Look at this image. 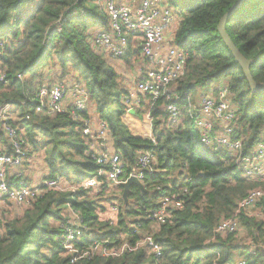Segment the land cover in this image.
<instances>
[{
	"label": "trees",
	"instance_id": "obj_1",
	"mask_svg": "<svg viewBox=\"0 0 264 264\" xmlns=\"http://www.w3.org/2000/svg\"><path fill=\"white\" fill-rule=\"evenodd\" d=\"M96 1L0 0V72L4 79L0 82V106L13 108L10 123L18 128L30 151L27 158L44 153L45 179L61 176L69 185H79L99 168L89 156L91 139L84 136L83 123L69 113L47 117L33 111L37 89L44 80L81 79L97 122L107 125L111 150L125 164L122 177L133 171L138 157L146 152L154 156V171L144 175L145 192L136 185L129 187L126 203L122 185L112 188L117 194L112 199L107 197L106 183L98 194L82 188L76 193L44 191L27 207L23 205L26 208L20 217L0 222V264L151 263L143 251L72 263L62 247L68 211L81 215L85 235L93 232L98 240L112 243L126 235L134 242L139 238L133 233L136 224L141 222L142 232L150 230L145 210H156L161 196L186 188L184 209L174 212L154 235L162 248L158 264H237L240 260L264 264V252L250 253L232 236L213 232L221 220L234 214L238 202L251 190L264 189V181L243 178L227 151L208 154L201 149L199 131L190 127L188 114V108L197 105L200 91L214 94L222 82L235 109L232 137L241 140L242 155H251L264 140V91L250 89L243 69L218 31L222 18L239 3L225 22L224 33L249 62L253 81L264 84V0H161L179 20L173 45L186 50L188 57L184 74L174 85L180 96L173 102L180 109L177 125L167 122L164 108L168 101L146 97L147 101L140 102L139 108L145 106L152 119L154 142L131 133L123 122L122 100L128 89L121 85L110 64L113 61L103 58L92 42L93 32L106 27V16L97 10ZM135 56L140 57L138 48L130 49L121 59L129 62ZM216 84L219 86L213 87ZM87 114L82 115L84 119L89 118ZM2 149L11 152L0 122V152ZM16 182L10 180L8 185L18 187ZM29 184L25 180L24 185ZM105 199L118 202L116 226L99 218ZM256 207L262 218L242 213L239 221L248 238L259 242L264 241V198ZM91 242L86 239L75 244L87 247Z\"/></svg>",
	"mask_w": 264,
	"mask_h": 264
},
{
	"label": "built area",
	"instance_id": "obj_2",
	"mask_svg": "<svg viewBox=\"0 0 264 264\" xmlns=\"http://www.w3.org/2000/svg\"><path fill=\"white\" fill-rule=\"evenodd\" d=\"M97 10L106 16V27L93 32L92 42L95 50L105 59L117 61L124 57L132 48H138L139 59L142 62L134 77L133 87L128 89L122 103L125 114L133 113L140 106L141 98L150 97L156 101L159 98L168 101L165 111L168 114L167 122L174 126L179 123L180 109L173 102L178 101L179 92L174 88L179 78L184 74L188 57L186 50L167 44V33L174 21L173 13L162 4L161 0H138L135 7L121 3L118 0H97ZM175 36V35H174ZM174 40V38H173ZM164 49V50H163ZM43 81L35 95L34 111L38 116L53 117L58 114L69 113L75 121L83 123V134L89 136V156L99 166L97 171L86 178L79 185H63L65 181L61 176L45 179L38 184L24 185L25 180L30 181L28 172L31 162L30 154L25 146L18 128L11 125L13 108L4 104L0 106V122L2 130L8 141L11 152H0V198L4 201L18 205H29L46 190L55 192L76 193L80 188L91 189L98 194L107 184L106 193L112 188L122 185L130 177L142 183L146 173L154 171V156L150 152L141 154L133 171L123 178L125 164L117 153L107 144V125L104 122L93 124L89 118L84 119L83 114L90 107V94L81 79L69 81L55 80ZM0 82L4 83L0 72ZM65 102H68L67 105ZM193 128L199 131V144L208 154L223 149L231 155V163L241 173L243 178L264 181V140L259 142L251 155H242V142L234 139L233 122L236 117L235 109L229 101V92L226 85L217 87L211 95L198 98V104L188 108ZM30 115L26 114L25 119ZM149 119L150 132L147 136L152 142V119ZM14 176L18 187L8 185L9 178ZM188 189L180 193L163 195L159 199V206L154 211L145 210V220L150 224L148 231L142 232L141 222L136 224L133 233L139 236L134 242L121 235L118 243L110 240H98L93 232L85 235L82 217L73 209L68 211V219L64 226L62 247L65 254L70 255L71 262L83 259H92L96 256L102 258H120L124 255L143 251L151 263L158 264L162 255L161 245L154 235L173 215L185 206ZM264 198V189L251 190L241 199L235 212L229 218L221 220L214 228V234L221 237H238L245 233L239 221L242 213L256 219L262 218L260 212L251 213V210ZM117 212L118 206L114 208ZM134 225L131 226V228ZM92 240L87 247H78L84 240ZM250 253L264 252V241L254 242L248 238L246 245ZM237 264H247L240 260Z\"/></svg>",
	"mask_w": 264,
	"mask_h": 264
},
{
	"label": "rangeland",
	"instance_id": "obj_3",
	"mask_svg": "<svg viewBox=\"0 0 264 264\" xmlns=\"http://www.w3.org/2000/svg\"><path fill=\"white\" fill-rule=\"evenodd\" d=\"M178 21H179L178 18L174 17V21L171 26V29L169 30V33L173 34ZM136 60H138V58L135 56L131 60H129V62H126L121 59V60L113 61L114 63H110L115 69L116 73L120 76L121 81H122L121 85L125 86L127 89L133 87V83H134L133 77L136 74L135 73L136 70L134 68L135 66L133 67L132 64H134ZM49 68L53 69L54 67L49 66ZM141 100H143V98H141ZM144 101H147V99H144ZM196 104H198V101L196 102ZM90 107H92V104H90ZM147 112H148V109L145 106H142V108L138 107L136 109V112H135L136 114H133V115L125 114L123 116L122 118L123 122L128 127V129L131 131V133L135 135L143 136V137H145L144 135L146 133L149 134L150 129H149V119H148ZM190 127L193 128V124H191ZM110 149H111V146H110ZM42 170L43 169H40L39 167L38 169L36 168L35 170L32 171L33 176L36 179L42 178L44 176ZM34 181L36 182L35 179ZM63 185L67 186L69 184L66 181H64ZM257 188H260V187H257ZM114 195H117L114 189H111L107 193V197H109L110 199H112L111 197ZM101 204L104 207V209L103 211L98 212L100 220L103 222H109L110 226H116L118 222V213L114 208L115 206L118 205V202L117 201H107L105 199L101 202ZM26 207L10 204L4 201L3 199H0V222L3 223L5 219L9 220V219L20 217ZM257 209L258 208L255 206L251 210V213L258 212ZM233 238L236 241V243L246 245L248 236L246 235V233H244L243 235H239L238 237H233Z\"/></svg>",
	"mask_w": 264,
	"mask_h": 264
},
{
	"label": "crops",
	"instance_id": "obj_4",
	"mask_svg": "<svg viewBox=\"0 0 264 264\" xmlns=\"http://www.w3.org/2000/svg\"><path fill=\"white\" fill-rule=\"evenodd\" d=\"M119 2H121V3H125V4H127V5H129V6H132V7H135L137 4H138V0H118ZM177 25H178V23H177ZM176 28H177V26L175 27V31H176ZM175 31L173 32V34H171V33H167V35L168 36H170V37H168L167 36V44L165 45V47L164 48H166V47H168L170 44H172V41H173V38H174V35H175ZM132 49H134V48H132ZM164 50V49H163ZM136 51V50H135ZM134 51V52H135ZM114 63V62H113ZM141 65H142V62H141V60L140 59H138V60H136L135 61V63L134 64H132V66L135 68V73H137V70L141 67ZM136 75V74H135ZM135 77V76H134ZM134 77H133V79H134ZM222 84V82H220L219 83V85H221ZM218 84H216V85H214L213 87H217V86H219ZM129 88V87H128ZM130 89V88H129ZM211 94H213V92H211L210 90H202V91H200L199 92V98H200V96H203V95H211ZM144 100V99H143ZM67 103L68 102H65V104L67 105ZM92 104V103H91ZM139 107V106H138ZM137 107V108H138ZM136 108V109H137ZM94 110H95V108L92 106V107H90L89 109H88V117H89V119L91 120V121H93V124H96V123H98L97 121V117H96V115H95V113H94ZM135 112L136 111H134L133 113H130L131 115H133V114H135ZM145 137H147L148 136V134L146 133L145 135H144ZM107 144L109 145V147H110V143L107 141ZM44 153L43 152H41V153H38L37 155H33L32 156V158L30 159L31 160V162H30V164H29V167H28V172H29V174H30V183L31 184H34V183H36V184H38L40 181H42L41 179L42 178H44L45 177V175H47L46 174V172H47V169H46V165H45V163H44ZM38 167L40 168V169H43L42 170V172H43V174H44V176L42 177V178H40V179H36L34 176H33V174H32V171L33 170H35L36 168L38 169ZM36 180V182L34 181V179ZM10 180H14V181H16V179H15V177L14 176H11L10 178H9V181Z\"/></svg>",
	"mask_w": 264,
	"mask_h": 264
},
{
	"label": "water",
	"instance_id": "obj_5",
	"mask_svg": "<svg viewBox=\"0 0 264 264\" xmlns=\"http://www.w3.org/2000/svg\"><path fill=\"white\" fill-rule=\"evenodd\" d=\"M240 2V1H239ZM239 4V3H238ZM238 4L234 5L233 8L222 18L221 22L218 25V31L220 33V35L222 36L225 45L229 48V50L232 52L233 56L235 57V61L237 63H239V65L241 66V68L243 69V73L245 75V78L249 84L250 89L253 92H258V91H264V84H256L250 73H249V69H248V65L249 62H247L237 51V49L232 45V43L230 42V40L228 39V37L225 35L224 33V29L223 26L225 24V22L228 20L230 13L236 8L238 7ZM131 185H136L141 191L145 192L144 186L141 182H139L136 178L134 177H130L129 179H127V181L125 183L122 184L123 186V192H122V198L124 199V202H127V192L128 189Z\"/></svg>",
	"mask_w": 264,
	"mask_h": 264
}]
</instances>
